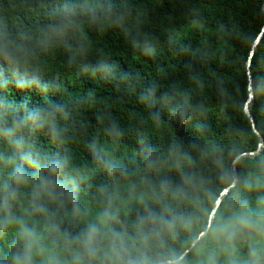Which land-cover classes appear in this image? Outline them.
Here are the masks:
<instances>
[{"label":"clouds","instance_id":"obj_1","mask_svg":"<svg viewBox=\"0 0 264 264\" xmlns=\"http://www.w3.org/2000/svg\"><path fill=\"white\" fill-rule=\"evenodd\" d=\"M86 26L119 29L133 49L155 55L131 8L101 0H65L34 35L0 22V264H264V155L237 158L206 141L207 109L180 83L154 81L138 92L141 123L190 126L197 135L156 143L141 134L137 150L120 159L124 130L109 122L112 149L91 142L105 175L91 192L95 169L74 163L72 108L49 98L60 86L46 79L43 60L64 46L80 73L113 78L107 57L89 59ZM10 87L39 91L45 103L18 105L3 95ZM42 130L56 151L36 146Z\"/></svg>","mask_w":264,"mask_h":264},{"label":"trees","instance_id":"obj_2","mask_svg":"<svg viewBox=\"0 0 264 264\" xmlns=\"http://www.w3.org/2000/svg\"><path fill=\"white\" fill-rule=\"evenodd\" d=\"M65 0H0V22L13 34L34 35L49 23ZM117 8L130 7L141 31L155 46V55L133 49L121 30H99L86 26L84 36L90 45L89 59L107 57L115 66L108 80L80 73L69 64L71 53L64 46L52 47L43 57L46 79L60 86L49 94L72 108L76 138L69 145L74 163L93 172L91 192L105 179L93 161L91 142L97 139L106 150L112 145L103 128L115 121L124 130L116 156L126 159L138 148L141 134L153 142L170 137L186 143L196 135L190 126H174L159 131L142 124L146 110L137 101L138 92L152 82L162 88L180 83L204 103L207 114L206 141L226 146L236 155L254 150L258 137L243 107L248 96L247 59L252 44L264 24V0H101ZM75 43V42H73ZM254 97L250 112L264 139V31L255 46L250 64ZM4 97L31 108L45 103L39 91L10 87ZM44 151H56L46 131L33 137ZM264 155L262 150L254 156ZM88 198L90 193H82Z\"/></svg>","mask_w":264,"mask_h":264},{"label":"water","instance_id":"obj_3","mask_svg":"<svg viewBox=\"0 0 264 264\" xmlns=\"http://www.w3.org/2000/svg\"><path fill=\"white\" fill-rule=\"evenodd\" d=\"M262 31H264V24L262 26L261 32L255 38V40H254V42L252 44V47H251V50H250V53H249V57L247 59V89H248V96H247V99H246V101L244 103V107H243L244 113L246 114V116L249 118V120L251 122L252 130L258 137V143H257V147L254 150H248V151L240 152L239 154L236 155L237 158H240L242 156H254L257 153H259L262 150L263 146H264L263 136L258 131V129L256 128V123H255L254 117L252 116V114L250 112V103L252 102L253 97H254V91H253V85H252V76H251V73H250V64H251V61H252V55H253V53L255 51V46L258 43L259 39H260ZM216 203H217V205H219L220 200H217ZM213 215H214V213H213ZM210 225H211V216L209 218V225L208 226H210ZM203 234L204 233L201 232V235H203Z\"/></svg>","mask_w":264,"mask_h":264}]
</instances>
